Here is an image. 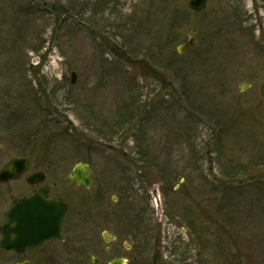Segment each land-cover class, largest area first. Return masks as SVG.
<instances>
[{
	"label": "rangeland",
	"instance_id": "1",
	"mask_svg": "<svg viewBox=\"0 0 264 264\" xmlns=\"http://www.w3.org/2000/svg\"><path fill=\"white\" fill-rule=\"evenodd\" d=\"M188 1L0 0V110L92 165L139 264H264V1Z\"/></svg>",
	"mask_w": 264,
	"mask_h": 264
},
{
	"label": "flooded vegetation",
	"instance_id": "2",
	"mask_svg": "<svg viewBox=\"0 0 264 264\" xmlns=\"http://www.w3.org/2000/svg\"><path fill=\"white\" fill-rule=\"evenodd\" d=\"M247 18L240 15L237 22ZM253 21L242 36L254 39L255 60L263 65L264 10ZM242 36L237 43H244ZM263 84L264 79L260 88ZM20 119L17 111L0 110V264H139L141 258L146 260V249L133 253L128 233L121 238L110 231L115 224L113 209L92 165L87 163L90 186L79 184L72 172L86 162L71 164L66 150L57 156L52 143L39 140L38 135L29 140ZM23 199L29 203L19 204ZM116 201L112 196V203ZM159 247L158 242L151 263L146 264L161 262Z\"/></svg>",
	"mask_w": 264,
	"mask_h": 264
},
{
	"label": "water",
	"instance_id": "3",
	"mask_svg": "<svg viewBox=\"0 0 264 264\" xmlns=\"http://www.w3.org/2000/svg\"><path fill=\"white\" fill-rule=\"evenodd\" d=\"M207 1L208 0H190L188 2V7L195 12H202L203 10L206 9ZM192 33L195 34L196 29H193ZM193 45H194V36H190L188 43L183 44L179 48V51L181 53H184ZM73 77H74V75H73ZM262 95L264 96V85L262 86ZM82 175H83V177H82ZM90 176H91V172L88 170L86 165L77 166L72 173V179L76 180L79 184H83L85 186L90 185V183H91V179L89 178ZM28 201L25 202V199H23L19 202V204H21V205L28 204L29 203ZM19 204H17V205H19ZM9 220L13 221V211L10 213ZM155 258H157V257H155ZM114 264H119V263H114Z\"/></svg>",
	"mask_w": 264,
	"mask_h": 264
},
{
	"label": "trees",
	"instance_id": "4",
	"mask_svg": "<svg viewBox=\"0 0 264 264\" xmlns=\"http://www.w3.org/2000/svg\"><path fill=\"white\" fill-rule=\"evenodd\" d=\"M209 43H210V42H207V44H209ZM211 43H212V42H211ZM113 48H114V47H113ZM121 57H122V58L125 57L127 60H130V59H128V57H126V54H122ZM144 60H145V59H142L140 64H143L144 67L147 69V71H150V70L152 71L153 66L150 65L149 63H146V60H145V62H144ZM164 70L167 72V71L169 70V65L164 66ZM155 71H156V70H155ZM132 120H133V119H131V118L123 120V121H122V126L118 125V128L120 129V127H121V128L129 127L130 124H131V121H132Z\"/></svg>",
	"mask_w": 264,
	"mask_h": 264
}]
</instances>
